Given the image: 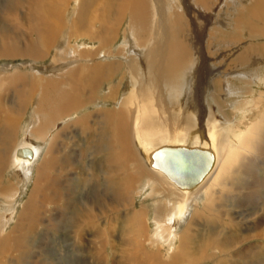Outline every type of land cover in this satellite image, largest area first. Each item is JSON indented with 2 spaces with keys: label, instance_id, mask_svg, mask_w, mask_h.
<instances>
[{
  "label": "bare ground",
  "instance_id": "bare-ground-1",
  "mask_svg": "<svg viewBox=\"0 0 264 264\" xmlns=\"http://www.w3.org/2000/svg\"><path fill=\"white\" fill-rule=\"evenodd\" d=\"M0 2V15L10 25L18 21L21 28L27 25L39 34L48 33L46 39L35 40L34 55H29L26 50L5 47L2 43L0 58L50 57L48 49L53 47L55 36L60 33L66 34L64 39L70 42L85 38L90 44L84 49L67 44L62 55L71 49L77 60L56 65L57 55L53 56L50 68L41 72L44 77L38 82L27 84L20 69L2 72L4 76L0 83L6 87L0 93V108L12 92L21 95L20 104H26L33 93L40 90L41 101L30 116L31 124L35 123V126L20 130L22 134L18 141L13 139L19 130L17 116L8 119L0 129V264H16L17 257H22L18 259L19 264H49L47 258L40 263L30 259V252L15 256L28 236L31 238L37 233L40 221L47 219L53 230H57L60 223H69L76 240L80 241L78 244L85 247L83 252L86 253V247L92 251L96 247L99 261L104 260L106 264L107 258L103 257H108L109 261L111 255L117 258L115 264H198L205 261L203 256H198L195 246L202 233L205 234L198 247L208 250L206 259L212 260L213 264H237L230 258V249L237 250L235 256L243 264H264V193L260 196L261 208L248 215L242 212V201L249 196L245 185L246 189L252 186L264 192V93L255 99L251 85L245 81L249 96L246 101H250L235 105L238 106L236 113L257 110V116L244 129H241L243 120L232 125L234 119L224 114L225 109L221 106L225 105L220 106L215 98L219 90H225L228 96L240 95L238 87L223 82L229 70L222 72L223 67H220L222 73L217 70L220 82L215 86L214 80L209 92L212 105L204 102L206 88L200 81L204 79L205 70L215 65L204 58L206 46L196 45L198 43L193 42L188 28L189 22L193 21L192 14H199L194 7L196 10L208 9L206 0H193V4L190 0H166L165 4L161 0ZM247 12V17L239 18V25L249 28V37L251 33L253 37H264V0H252ZM92 15L96 23L92 22ZM153 16L156 17L154 23ZM123 17L129 20L128 26L132 30L136 29L133 33L136 43L135 40L132 42L136 45L131 52L122 46L113 53L108 45L118 40ZM149 26L155 29L151 37L147 32L151 30H148ZM9 34L10 30L0 24V43L4 39L12 41L6 38ZM254 51V47L249 46L236 65L243 67L255 58H264V45L259 48L258 57ZM101 55L106 62L95 60ZM118 56L123 62L109 61ZM62 69L64 72L58 76L56 73ZM120 73L122 76L114 82ZM261 77L264 85V75ZM195 81L197 87L193 88ZM101 85H106L103 95L97 98L101 106L88 111V106L97 105L94 95ZM107 103H111L109 108ZM185 113L189 119H194L193 125L176 122L177 115L183 117ZM57 124H61L62 129L53 133ZM71 128L93 143L89 146L85 141L87 150H91L94 160L99 162L97 173L93 171L95 175L90 169L91 173L88 171L89 174L76 180L67 178L71 172L67 168L73 166L76 158L70 152L76 151H65L58 141ZM106 129L111 130L109 139L104 134ZM94 133H97L96 137ZM179 148L185 151L200 148L211 154V161L200 158L203 170L191 185V181L184 184L180 179H174L167 168L171 155H167L166 150ZM251 179L252 184L248 186ZM30 181L32 189L20 203L24 194L20 187L26 188ZM72 183H75L73 196L68 192ZM81 184L86 195L84 191L77 193ZM146 187H150L151 197L157 198L154 203L158 204L155 232L151 236L149 210L144 203L140 208L136 206V196L139 197ZM79 194L82 197L77 199ZM200 197L204 198L203 203L199 202ZM62 201L65 202L63 210L50 212V205H59ZM16 205L20 208L18 212ZM214 217L220 221V228L211 221ZM117 232L121 238L113 237ZM235 232L247 233L245 240L256 242L250 250L246 249L247 253L239 247L240 242H232L231 235ZM126 235L129 238L123 241ZM107 237L112 241L108 242L110 247ZM112 238L120 242L116 244ZM218 243H222L220 247ZM33 256L36 259L37 255Z\"/></svg>",
  "mask_w": 264,
  "mask_h": 264
},
{
  "label": "rangeland",
  "instance_id": "rangeland-1",
  "mask_svg": "<svg viewBox=\"0 0 264 264\" xmlns=\"http://www.w3.org/2000/svg\"><path fill=\"white\" fill-rule=\"evenodd\" d=\"M235 1L237 2V4ZM3 2H4V0H3ZM192 2H193V0H190L191 4H193ZM206 2L209 4V5L207 4V6H208L207 10H203V9H199V8H198V10H196V8L194 7V10L197 11L199 14L198 15H196L194 13L192 14V19H193L194 23H193V21H190L191 22V23L189 22L190 28H188L189 33L191 35V39L193 40V42H197L198 44H196V45L202 44V45L206 46V48L204 50V54H203L204 58L208 61L211 60V64L215 65V66H212V68H210V69H212V71L210 69L209 70L206 69L207 71L205 70V75L203 77L204 78L203 80L205 82L203 80L202 81L199 80L201 82V83L200 82L199 83L200 84L203 83L202 84L203 87L206 88V92H205V94H203L204 102L206 101L207 104L212 105L211 98H210V93L212 91V82L215 80V86H216L217 83L220 82V73L229 70L226 73L227 75L225 74V76H224L225 79H223V82L229 83V84L234 85L235 87H238L240 95L239 94L229 95L230 96L229 97L228 95H225V93H224L225 90H224V92L219 90L217 92V96L215 98H216V100H218V102H220L219 103L220 106L223 104L225 105L224 107L221 106L223 109H225L224 114H226V116L229 119H231V120L234 119L232 122V125H237V123H239L238 121L243 120L241 122L243 124V128H241V129H244V126L250 125L253 122V120H255V117L257 116L256 115L257 110H253V111H249V112H245V113L242 111V112L237 114L236 112L238 110L236 111L235 109H237L238 106L241 105L242 102H245L249 97L248 95H246V93H247L246 90L248 89L244 85L246 82L251 85V94L253 95V97L255 99L259 97V94L261 92L264 93V85L262 84V82L260 80V77L261 76L263 77V75H264V70H263L264 69V58L258 59L259 58L258 57L259 56V48L264 45V37H258V36L253 37L252 33H251L252 35L250 34V37H249V34H247V33H249L248 32L249 28L247 26H244V28H245L244 29L243 26L242 27L240 26L242 24L239 25V22H238V20L241 16L247 17V15H248L247 11L250 7V3L252 2V0H206ZM0 3H1L0 5H2V2H0ZM161 3L165 4L166 0H165V2H164V0H161ZM235 5L237 7H235ZM72 9H73V5L71 6L70 10H72ZM233 12L234 13L236 12V13L234 14ZM93 15H95V14H93ZM93 15H92V22L96 23V18L93 17ZM233 17L234 18L236 17V19H234ZM232 19H234V20L232 21ZM155 20H156V17L153 16V23ZM121 21H123V23H122V26L119 28V31H118V34H119L118 40L116 42H110V44L108 45V48L110 50H112L113 53L117 52L118 49H120L122 46L125 47L126 49L128 48L127 52L128 51L131 52L136 45L135 44L136 40L133 39V38H135L133 33H134V31L136 32V29L132 30L130 28V26H128L129 20L126 19V17H123L121 19ZM149 21L151 22V19ZM227 21H228V23H227ZM48 22H50V21L48 20ZM192 23H193V26H192ZM222 23H224V24H222ZM0 24L3 25L4 27H6V29L10 30V34L6 38L12 39V41H10V39L9 40L4 39L0 43V47L3 43V45L5 47H15L19 51L26 50V52L29 55H34L35 47L37 46L36 45L37 40H43L44 38L46 39L48 37V33H47V35L39 34L35 31L31 30L30 27H28L27 25L22 26L23 28H21L18 21H15L13 24L10 25L8 23V20L6 18H2L1 15H0ZM232 24L233 25L237 24V25L233 26ZM246 27H247V29H246ZM150 28L152 30V27H150V26L148 27V30ZM128 29H130L132 31H130ZM151 30H149L151 32V34L149 31H147L149 33L150 37L152 36L153 31L155 29H153L152 31ZM138 31H140V30H138ZM228 31H230V32H228ZM140 33L141 32L138 33V36L141 35ZM209 36L211 38H209ZM65 37H66V34H62V33H60V35L58 34L57 36H55L56 40L54 41V45L52 44L53 47H50L48 49V54L50 55V57H46V55H45L44 58L41 57L39 59H34L33 57H28V56H23V57H17L16 56V57H11V58H0V81H2V77L4 76L2 74V72H5L4 70H8L11 73L13 70L20 69L19 71H21L22 74L24 73L23 75H25L27 78V84H29L32 81L38 82L41 78L44 77L41 74V72L43 70H47L50 68V64H51V60H52L53 56L57 55V56H55L56 65H59V64L66 65V64H70L72 61L77 60L71 54V51H72L71 49H68V52L65 55H62V51H64L67 48V44L68 45L69 44H71V45L76 44L77 45V46L75 45L76 47H82L83 49L85 48L84 47L85 45H90L89 41L85 38L80 39V40H82L81 42H80V40L76 41L74 39L72 42H70L68 40H65L64 39ZM130 37H131V39H130ZM133 40H135V43H132V42H134ZM11 45H13V46H11ZM251 45L255 49L254 52L258 53V55H257L258 58H255L254 61L244 65L245 67L244 66L243 67L237 66L236 62L242 59L243 55H241V54H243V52ZM91 46H95V44H91ZM103 58H104L103 55H101L98 58H96L95 60L106 62L107 59H103ZM113 58H116V59H114V60L110 59L109 61L110 62H111V60L112 61H119V63L123 62V60H121L120 56L113 57ZM237 64L239 65V63H237ZM220 67H223L222 72H220ZM237 67L239 69H237ZM215 68H217V69H215ZM250 69H255V70L250 71ZM217 70H219L220 73L217 72ZM25 71H26V73H25ZM63 72H64V70L62 69V72L56 73V74L58 76H60V74H62ZM211 72L213 73V75ZM234 73L236 75H238L239 78H237ZM244 75H245V77H244ZM58 76H56V77H58ZM120 76H122L121 73H120V75L118 74L116 76L117 78H115L114 82H116L120 78ZM226 76H228V77H226ZM250 78H251V80H250ZM247 80H249V81H247ZM220 84L222 85V83H220ZM229 84H227V89H230ZM0 85H1L0 86V93H1V91L6 86H5V84L3 85L1 83H0ZM192 87L193 88L197 87V81H195L193 83ZM105 89H106V85H101L100 89L97 90L95 95H94L95 99L100 98L103 95V93L105 92L104 91ZM21 92H25V91H21ZM220 93H221V95H220ZM33 94L34 95L30 97V99L27 101L26 104H20L19 102H20V96L21 95H19L16 92L15 93L12 92L11 94H8V96L3 101L2 107L0 108V110H1L0 111V129H1V127L4 126V124L6 123V121H8V119L15 117V116H17L19 119L17 122V125L19 126V130L15 135L16 137L14 136V138H13L14 141H18V139L21 137V134H22L21 131L23 128H25L26 126H29V127L35 126V123L31 124L30 116L33 113V110L35 109L34 107L36 106V104L41 101L40 97H39L41 95V91L37 90ZM95 99H94V101H95ZM249 101H246V102L249 103ZM96 102H97V105H90V106H88L87 110L93 111L94 109H96L97 106H101V103L98 102V99ZM105 105L107 106V108H109L111 106V103L110 104L107 103ZM235 105H238V106H235ZM186 115L183 114V117L186 120L183 119L182 115H179L182 118H180L177 115L176 122L177 123L182 122L183 124H190L191 123L193 125L195 123L194 119L191 118L190 116L189 117L191 119H189L188 115L187 116ZM237 118L238 119L240 118V119L236 121L235 119H237ZM92 120L95 121L94 119H92ZM186 121L189 123H187ZM234 121H236V122L234 123ZM70 125H72V124H70ZM180 125H182V124H180ZM58 129H62L61 124L56 125V129L54 130L53 133H55L56 130H58ZM69 131L70 132L66 131L67 133H65V135L58 141V143L60 142L59 144H61L63 146V149L65 151H67V150L70 151V149H73L76 151L73 153L70 152L72 155L75 154L74 157H76V158H74L75 162L73 161L74 162L73 166H68V168H67L68 170H71V172L67 178L68 179L72 178V180L73 179L76 180L80 176L82 177V176H85V174L87 175L88 171H89V173H91L90 169L92 171V175H95V173H97V171L99 169V166H98L99 162L97 160H94V157H93L94 154H91V150H87L85 141H88L89 146H92L93 143L91 144V141L87 136H83L78 131L76 132V129L74 130V128H71ZM110 131L111 130L106 129V131L104 132L107 139H109V137L111 136ZM94 134H95L94 137H96L97 133H94ZM81 146H83V147H81ZM134 150H135V148H134ZM79 153H81V155ZM83 153H84V157L82 158ZM89 155L90 156L92 155V156L90 157ZM87 157H89V158H87ZM83 159H84V162H83ZM95 163H96V165H94ZM89 166H90V168H89ZM5 175L7 176V174H5ZM32 182H33V180H32ZM32 182L30 181V183H28L27 187L24 189H21V187L19 186L21 194H22V192L24 193L21 196L20 203H23L26 200V198L28 197V194L30 193V191L32 189ZM71 182H73V181H71ZM247 184H248V186L251 185L252 179ZM72 185H73V187H70V190L68 191L71 196L74 195L75 183H72ZM81 186H82V188H81ZM83 186L84 185L81 184L80 187H78L77 193H79L80 191H84V193L86 195V189H83ZM245 187H247V186L245 185L244 189L247 192L249 191L248 192L249 196L245 197L244 200L242 201L243 202V204H242L243 208L242 209L244 211H242V210L241 211L246 212V214L248 215L250 213L252 214L253 212H256L257 208L258 209L261 208L263 201L260 199V196L264 192L260 191L258 188H253L252 186H250L248 189H246ZM149 189H150V187L144 188L142 190V192L139 193V197H138V195L136 196V206H137V208H140L142 203H144L147 206V208L149 210V213H148L149 235L151 236V234H153L155 232V225L156 224H154L155 223L154 218H155V209H156V206L158 204L155 205L154 201L157 198L151 197L152 196L151 195V189L150 190ZM253 189H255V190H253ZM22 190H24V191H22ZM81 197L82 196L79 194L77 196V199H79ZM199 202L203 203L204 198L200 197ZM64 204H65V202L62 201L59 203V205H50L49 210H50V212L58 211L57 209L63 210ZM16 208H17V212H18L20 210L19 206L16 205ZM191 212L189 213V215L191 214ZM208 216H210V215H208ZM189 217L186 218V220H185L186 222H188ZM211 221L217 227H219V228L221 227V223L218 220V218L214 217L211 219ZM186 222L184 223V226H186V224H187ZM45 224L47 225V227H45ZM59 225H60V227H58L57 230L56 229L53 230L50 227L49 219L41 220L39 225H37V228H38L37 233L35 235L31 236V238H30V236H28V238L23 243L24 245H22V248H21L24 251L19 249L17 251V253L15 254V256L17 257V256L21 255L22 253L25 254L26 252L27 253L30 252L32 257H34L33 255H37L36 259H33L31 256H30V259L36 260L37 262L40 263L43 261L45 262V258H47V259H49V262H48L49 264H101V263L104 264L105 263L104 260H103V262L99 261V258L97 257V255L99 254V250L96 247H95L94 251L96 250L97 252L96 251L94 252V251L90 250L88 247H86V253H84L85 247L82 246V244H78V242L80 243V241H79V239L76 240V237L73 235V230H72L73 228L70 229V226H68V225H70L69 223L68 224L64 223L63 225L60 223ZM204 226L205 227L207 226L208 228H210L209 225L204 224ZM117 230H119V227ZM231 230L234 231V229H231ZM44 234H45V236H44ZM203 234H205V233H202L201 237H198V239H200V241L196 239L195 246L197 248L198 256H203L205 258V261L203 260L198 264H213L212 260L206 259L207 254H208V250L205 249V247H203L204 249L202 247H198L201 240H202ZM246 234L247 233L241 234L240 232H235L231 236L233 239L232 242L233 243L234 242L235 243L240 242L239 247L241 249L244 248L245 249L244 252L247 253L246 249L250 250L252 245H254L256 242L246 241L245 240L246 239L245 236H247ZM112 235L113 234H110L109 236L112 237ZM113 237L121 238V235L119 234V232H117V234L113 235ZM117 238H112V240H114V242L116 244H118L120 242ZM128 238H129V236H127V235L124 236L123 241L128 239ZM155 239L158 240V237H155ZM234 239H235V241H234ZM108 242H110V243L112 242L109 240V237H107V245H108V247H110V244H108ZM162 244L165 245V243L163 241H162ZM218 244L220 247L221 246L220 244H222V243H218ZM175 245H177V242L175 243ZM232 246L234 247V245H232ZM259 246L262 247V244L259 243ZM79 247H80V249H79ZM98 248H100V247L98 246ZM200 249H203V250H200ZM83 250H84V252H83ZM163 251H164V249H163ZM89 252H90V254H89ZM235 252H237V250H235V251L233 249L229 250V253L232 254V255H230V258L232 259V261H235L237 264H243V262L238 261L237 256H235V254H236ZM94 253H95V255H94ZM233 255H234V257H233ZM111 257H112V255L110 256L109 261H108V257H105V258L103 257V259L107 258L106 259L107 264H115L117 261L115 259H117V258H115V255L112 257L113 259ZM235 257H236V259H235ZM20 258H22V257H20ZM20 258L17 257L16 264H19L21 262L18 260ZM194 258H197V256H194ZM114 260H115V262H114ZM219 262H221V261H219ZM220 264H222V263H220Z\"/></svg>",
  "mask_w": 264,
  "mask_h": 264
},
{
  "label": "water",
  "instance_id": "water-1",
  "mask_svg": "<svg viewBox=\"0 0 264 264\" xmlns=\"http://www.w3.org/2000/svg\"><path fill=\"white\" fill-rule=\"evenodd\" d=\"M166 151L165 152L167 155L168 153H170L171 155L168 156L169 162L167 163V168L170 169V171L172 172L174 179H180L184 184L190 183L191 181V185L193 183V180L197 179L198 173L203 170L201 162L199 163L200 158L206 157L209 161L212 160L211 154L208 151L202 150L200 148L190 149V151L187 150L189 154H187V151L182 150L180 148L167 149ZM180 155L183 156L182 159L179 158ZM205 172H203V174Z\"/></svg>",
  "mask_w": 264,
  "mask_h": 264
}]
</instances>
